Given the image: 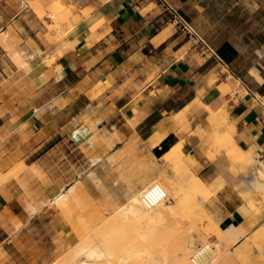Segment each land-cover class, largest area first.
I'll return each instance as SVG.
<instances>
[{
	"label": "crops",
	"instance_id": "obj_1",
	"mask_svg": "<svg viewBox=\"0 0 264 264\" xmlns=\"http://www.w3.org/2000/svg\"><path fill=\"white\" fill-rule=\"evenodd\" d=\"M67 2L74 14L65 30L78 32L76 44L65 49L49 26L54 19L48 4L40 16L23 0H0V173L25 160L52 176H70L66 184L64 175L54 176L55 187L47 188L53 196L78 180L99 192L102 186L92 182L99 183L98 175L112 178L114 188L115 168L104 169L105 158L138 136L143 156L156 155L170 167L172 160L163 158L179 146L192 176L195 170L204 184L217 186L215 212L224 215L223 227L260 226L264 218L248 204L256 193L241 189L264 164V0ZM176 14L218 56L203 53ZM17 51L29 67L16 61ZM225 111L235 123L237 144L255 148L257 163L240 172L224 138L216 140L229 127L212 117ZM90 117L99 119L101 131L80 144L71 130ZM113 132L112 147L105 135ZM157 134L161 141L152 146ZM97 156L104 160L94 165ZM0 213L20 231L40 216L18 184L0 191Z\"/></svg>",
	"mask_w": 264,
	"mask_h": 264
},
{
	"label": "bare ground",
	"instance_id": "obj_2",
	"mask_svg": "<svg viewBox=\"0 0 264 264\" xmlns=\"http://www.w3.org/2000/svg\"><path fill=\"white\" fill-rule=\"evenodd\" d=\"M28 5L35 6L40 13H43L47 7L45 0H35L34 3L30 0H23V6ZM48 5L51 10L50 15L54 19V23L49 26L62 25L59 21H64V19L73 20V5L67 0H52ZM77 32L59 31L57 37L60 44L65 49L73 47L77 41L74 37ZM14 58L25 68L29 67L30 63L23 60L19 51L16 52ZM229 79L238 83L234 75H231ZM90 118L95 120L85 124L78 123L71 130V136L80 144L93 137L100 128L99 119ZM212 118L215 123H223L229 127L228 132L225 133V139L230 144V155L238 165V172L245 170V167L249 165L256 164L257 158L252 150L255 148L251 147L252 149L246 150L237 144L235 133L231 131L235 123L229 122V114L226 111L220 112L214 114ZM135 125V121L130 122V126ZM222 137L225 136L218 133L216 140L220 143ZM105 139L107 140L106 137ZM159 141H161V136L157 134L152 138V146ZM108 142L112 146V143ZM181 155L179 146H175L163 159L169 162L181 158ZM157 158L156 155H152L149 160H137L139 168L147 173V181L141 187L131 189L127 200L117 206L112 215H100L96 219L88 220L80 217L73 221V229L77 232L78 240L74 243L67 240L69 250L50 264H243L241 258L247 256L251 264H264L263 258L256 256L257 247L253 246L250 241H247V246L244 248L237 247L249 234L254 235L259 226L254 230H249L242 224H231L225 228L221 225L224 215L214 213L215 211L208 212L213 220L212 230L199 228L194 224L189 227L183 226L181 216L184 210L180 208L186 195L183 183L189 181L192 170L184 166L181 174L177 175V170L161 165L154 172L152 163H155ZM103 159L99 156L94 157L93 164H99ZM20 165L25 168L27 162L22 160L12 169L1 172L0 184L11 178V171ZM31 168L33 171H38L34 164ZM255 168L252 179L247 178L248 180L242 183L241 191L246 193L250 190L256 193L253 197L264 198V164ZM194 174L198 175L195 170ZM195 181V189L199 191H214L215 193L218 191L217 186L206 185L199 177H196ZM79 184L80 180L59 188L51 199V202L65 215L75 212L81 201V196L77 191ZM154 189L164 191L165 197L151 203L147 199V193L155 191ZM194 206L200 212L204 211L200 203ZM215 206L218 208L217 205ZM263 213L261 212L262 218H264ZM165 229L166 241L163 236Z\"/></svg>",
	"mask_w": 264,
	"mask_h": 264
},
{
	"label": "rangeland",
	"instance_id": "obj_3",
	"mask_svg": "<svg viewBox=\"0 0 264 264\" xmlns=\"http://www.w3.org/2000/svg\"><path fill=\"white\" fill-rule=\"evenodd\" d=\"M47 1L48 0H45V4H47ZM46 8L43 13H40L36 8L35 10L38 11L40 16H43L46 14ZM59 23L62 25L54 24V26H50L52 30L55 29L57 34L59 31H64L67 26H71L72 24L70 21H66V19H64V21H59ZM2 37H4V35ZM188 38L193 39L190 35H188ZM93 120L88 118L85 122L80 124H85ZM100 131L101 127L97 132ZM116 136H118L116 132L105 135L107 141L112 143V147L116 144ZM225 138L226 135L224 141L225 145H229L228 150L230 153V144ZM142 144L139 137L136 136L131 144H126L117 154L115 153L113 156L105 158L106 162L103 167L109 170L111 166H114L116 172L114 180L116 179L117 182H115L119 183V186L116 184L114 188L111 187L109 184L114 182L112 178H108L105 181L101 175H98L99 183L97 181L95 183L92 181L94 186H96V183L98 187L99 185L102 186L103 189L99 187V192L93 191L94 188H92L90 184V186H87L86 184L80 183L77 191L81 196V201L77 205L76 211L68 215H65L59 207L51 202L53 194L47 192V188L51 186L55 187L56 182H54V176L58 178L59 175V177H63L62 175H64L66 179L62 180V184L69 182L68 177L70 176L63 173H61L62 175L59 173L52 176L49 174L48 170L40 164H34V167H36L38 171H33L31 164L28 163L25 168L21 165L14 168L10 173L12 177L9 178V176L8 180L1 182L0 191H6L8 188H16L18 184L19 187L24 190V193H26V200L32 212L40 211V216L37 217V221L34 224L31 225L28 223L24 230L20 231L21 229L19 226L15 227L11 222L12 220L7 219L6 216L0 213V264H50L69 250L67 240H70L72 243L78 240L77 232L73 229V221H76L80 217H84L88 220L96 219V217H100V215H112L115 212L114 209L127 200L131 193V189L141 187L147 181V173L142 171L137 164L138 159H142L143 161L149 160L148 156H143ZM65 159L67 160V158ZM62 162L59 163L60 166ZM72 162L71 159L70 169L76 170L78 167H73L72 164L75 163ZM172 162L173 165L170 166V168L177 170V175H180L182 168L184 166L187 167L186 165L188 164L183 156L172 160ZM234 163L233 169L238 171L236 168L237 164L235 161ZM54 165L56 164L54 163ZM161 165L165 164L162 159L157 158L156 162L152 163V171L155 172V169ZM56 167H58V164ZM88 167L90 166L88 165ZM58 168L61 171V167ZM55 170L56 168L54 167V171ZM65 173L69 174L67 169ZM196 177H198V175L194 174L189 181L183 183V189H185L184 193L186 195L180 207L184 210L181 221L183 222V226L189 227L194 224L199 228H208L212 230L211 224L213 220L210 218V215H208V212L213 213L215 211V199H217L218 191L215 193L214 191L204 192L195 189ZM197 203H200L201 207H204L203 212L195 208L194 204ZM248 204L251 206L252 210L260 216L261 212H264L263 197H253L249 200ZM258 228L259 229L254 232V235L251 232L252 234H249L237 247H239V249L244 248V246H247V241H250L253 246L257 247L256 256L261 259L263 258L262 260L264 261V221ZM4 229L8 232L4 231ZM8 236H10V238H8ZM163 236L166 241V229ZM213 238H215V236ZM248 260V256L241 258L243 264H251Z\"/></svg>",
	"mask_w": 264,
	"mask_h": 264
},
{
	"label": "built area",
	"instance_id": "obj_4",
	"mask_svg": "<svg viewBox=\"0 0 264 264\" xmlns=\"http://www.w3.org/2000/svg\"><path fill=\"white\" fill-rule=\"evenodd\" d=\"M175 20L178 23V25L180 26L182 25L183 30L186 31L188 35H190V37H192L197 42L198 47H200L203 53L218 56L216 51L209 45L207 40L199 36V34L194 30V28L192 27V25L189 23L188 20L184 19V17L178 14H176ZM154 190L155 191L147 193V199L151 203L165 197L163 193L164 191L161 192L160 189H154Z\"/></svg>",
	"mask_w": 264,
	"mask_h": 264
}]
</instances>
